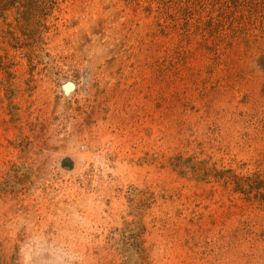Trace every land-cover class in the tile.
Wrapping results in <instances>:
<instances>
[{
  "label": "rangeland",
  "instance_id": "obj_1",
  "mask_svg": "<svg viewBox=\"0 0 264 264\" xmlns=\"http://www.w3.org/2000/svg\"><path fill=\"white\" fill-rule=\"evenodd\" d=\"M54 2L0 17V264H264V0Z\"/></svg>",
  "mask_w": 264,
  "mask_h": 264
},
{
  "label": "trees",
  "instance_id": "obj_2",
  "mask_svg": "<svg viewBox=\"0 0 264 264\" xmlns=\"http://www.w3.org/2000/svg\"><path fill=\"white\" fill-rule=\"evenodd\" d=\"M54 3V0H0V17H4L7 6L18 4L19 14L23 19L26 15L24 21L28 22L35 18L44 20L51 13ZM35 23L39 25L40 21L36 20Z\"/></svg>",
  "mask_w": 264,
  "mask_h": 264
},
{
  "label": "bare ground",
  "instance_id": "obj_3",
  "mask_svg": "<svg viewBox=\"0 0 264 264\" xmlns=\"http://www.w3.org/2000/svg\"><path fill=\"white\" fill-rule=\"evenodd\" d=\"M99 164L103 167L105 164L103 163L104 160L103 159H100L99 161ZM96 164V163H95ZM31 241V245H35V249L37 248L38 249V246L41 247V251L39 252V255H34L31 257L32 258H35L39 261L41 260H46L48 262V264H65V256H64V253H63V249L61 247V245H56L57 242L53 243V242H50V243H47L44 241V238L40 237V236H37V237H32L31 239H29L27 242L30 243ZM40 243V244H39ZM39 244V245H38ZM30 245V244H29ZM43 248V249H42ZM24 256H25V259H28L30 257H28L27 255V251L26 249H24ZM35 261V260H34ZM42 262V261H41ZM37 263V262H36ZM46 263V262H45Z\"/></svg>",
  "mask_w": 264,
  "mask_h": 264
}]
</instances>
